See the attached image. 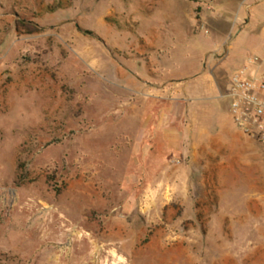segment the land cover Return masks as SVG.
I'll return each mask as SVG.
<instances>
[{
	"label": "rangeland",
	"instance_id": "obj_1",
	"mask_svg": "<svg viewBox=\"0 0 264 264\" xmlns=\"http://www.w3.org/2000/svg\"><path fill=\"white\" fill-rule=\"evenodd\" d=\"M244 2L0 0V264H264V148L194 99Z\"/></svg>",
	"mask_w": 264,
	"mask_h": 264
},
{
	"label": "crops",
	"instance_id": "obj_2",
	"mask_svg": "<svg viewBox=\"0 0 264 264\" xmlns=\"http://www.w3.org/2000/svg\"><path fill=\"white\" fill-rule=\"evenodd\" d=\"M218 19L222 20L223 18L225 21H228L231 24L230 27V32L225 33V35H231L234 34L236 29L235 38L233 39V43L237 42L238 46L245 47L247 49H244L242 51H239L236 53L234 56H231V51L235 48L233 46V43L231 45V50L229 52V55L227 59L231 62L232 66L237 69H241L244 67L247 63L250 57L256 56L259 58L260 63H257L254 67L257 70L256 77H260V75L263 67H264V51L262 52L261 48L264 45V0H245L244 4L240 7L239 10L235 14H225V13H219L217 14ZM247 18V22H243L244 18ZM258 27L262 28V34L257 31ZM253 36V37H252ZM258 36V37H257ZM252 37V45H250V38ZM239 49H237L238 51ZM245 64V65H244ZM236 73V71L234 72ZM207 79V75L203 77L202 82L205 83ZM213 91V90H211ZM215 91V90H214ZM213 91V93H215ZM194 98L197 101H219L220 99H225L224 96H194ZM193 99V98H192ZM230 106V104H229ZM211 113V116L213 117V123L218 124L220 126L221 134L220 137H218L219 140L222 141H227L229 140L232 144H234V147L242 149L245 151V153L252 152L256 147L255 144L257 143L258 146L261 145L263 148L264 146L254 140L253 138L249 137L247 134L243 132L240 128H238L230 114V109L229 112L226 115V120H223V111L219 108H213V109H208L204 108V117H209ZM207 120V119H206ZM228 123V128H229V133L234 134L232 137H229L228 139H225V135H223L225 126L224 123ZM260 147V146H259ZM262 149V148H261ZM264 152V149H262ZM261 160L262 163V158H256L253 155L252 156H247L245 158V161H251L250 164H253V161ZM260 198L261 202L264 200V187L261 189L260 192Z\"/></svg>",
	"mask_w": 264,
	"mask_h": 264
},
{
	"label": "built area",
	"instance_id": "obj_3",
	"mask_svg": "<svg viewBox=\"0 0 264 264\" xmlns=\"http://www.w3.org/2000/svg\"><path fill=\"white\" fill-rule=\"evenodd\" d=\"M259 62L256 56L231 77L224 96L230 103L235 125L264 146V75L256 77L251 67Z\"/></svg>",
	"mask_w": 264,
	"mask_h": 264
},
{
	"label": "trees",
	"instance_id": "obj_4",
	"mask_svg": "<svg viewBox=\"0 0 264 264\" xmlns=\"http://www.w3.org/2000/svg\"><path fill=\"white\" fill-rule=\"evenodd\" d=\"M1 261H3L2 259H1ZM2 263V262H1Z\"/></svg>",
	"mask_w": 264,
	"mask_h": 264
}]
</instances>
